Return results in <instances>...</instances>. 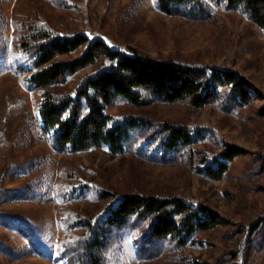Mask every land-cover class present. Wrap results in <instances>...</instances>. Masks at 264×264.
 Segmentation results:
<instances>
[{"label":"rangeland","instance_id":"1","mask_svg":"<svg viewBox=\"0 0 264 264\" xmlns=\"http://www.w3.org/2000/svg\"><path fill=\"white\" fill-rule=\"evenodd\" d=\"M34 18L49 22L60 36H100L128 54L135 50L154 59L228 69L264 93V29L224 4L210 17L185 18L161 13L157 0H0V191L13 189L22 196L0 211L21 214L35 232L30 242L0 225V241L14 249L10 256L0 252V264H62V216L67 209L100 214L108 203L101 199L105 191L195 199L230 223L197 233L183 250L165 245L158 258H140L126 233L114 264H264V247L256 245L264 246V228L250 229L264 217V118L258 116L264 100L255 96L250 106L232 109L220 101L204 109L187 102L108 109L118 122L141 116L200 129L198 144L174 160L155 159L141 144L120 155L106 147L57 153L42 131V91L29 88L30 64L18 47ZM93 69L71 78L64 92L73 93ZM226 144L246 154L221 179L206 176L201 168Z\"/></svg>","mask_w":264,"mask_h":264},{"label":"trees","instance_id":"2","mask_svg":"<svg viewBox=\"0 0 264 264\" xmlns=\"http://www.w3.org/2000/svg\"><path fill=\"white\" fill-rule=\"evenodd\" d=\"M221 4L241 10L264 29V0H157L161 13L185 18L210 17L213 8ZM19 41L18 47L30 64L28 86L42 91V131L57 153L79 154L106 147L120 155L141 144V150L155 159L174 160L198 144L203 137L200 129L141 116L118 122L108 109L125 103L141 108L180 102L204 109L218 101L232 109L250 106L255 96L264 100V93L234 71L154 59L135 50L128 54L111 48L100 36H60L49 22L38 18L29 20ZM90 67L94 69L74 92L65 93L69 80ZM258 116L264 118V103ZM245 154L242 148L226 144L201 172L221 179L234 160ZM20 197L17 190H1L0 206ZM101 199L108 203L100 214L67 209L62 216V264H114L113 256L126 233L132 234L140 258H158L165 245L183 250L197 233L230 224L206 204L183 196L105 191ZM0 225L32 242L34 224L21 214L0 211ZM263 228L264 217L250 226L256 233ZM260 240L264 244V235ZM0 252L10 256L14 249L0 241Z\"/></svg>","mask_w":264,"mask_h":264}]
</instances>
